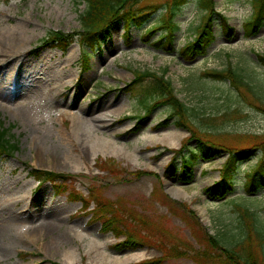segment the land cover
I'll return each instance as SVG.
<instances>
[{"label":"rangeland","instance_id":"obj_1","mask_svg":"<svg viewBox=\"0 0 264 264\" xmlns=\"http://www.w3.org/2000/svg\"><path fill=\"white\" fill-rule=\"evenodd\" d=\"M171 1L132 3L126 19L93 46L77 35L67 50L49 46L36 53L50 30L82 31L80 15L86 5L74 0H0V120L5 127L15 126L12 133L19 146L0 165V228L12 225L21 240L8 254L0 241V264H65L63 259L66 264H140L164 256L156 241L190 254L164 257L162 264H203L191 257L203 250L199 226L218 237L226 232L230 236L239 225L235 203L248 205L264 220V187L245 190L247 174L264 160V147L240 164L236 190L220 200L204 189L219 180L227 153L210 161L199 158L190 183L166 173L172 150L186 142L189 149L196 148L192 128L197 136L229 148L255 146L264 137V63L256 55H264V25L246 36L251 0H213L234 28L233 36L223 33L216 15L215 41L206 55L188 62L179 50L195 37L206 13L200 0H186L178 7L173 51L153 46L161 30L149 39L146 34L160 23ZM9 43L13 48L4 47ZM84 52L90 58L88 70L82 69ZM228 63L244 77L240 87L226 77L206 75L215 70L225 75ZM135 69L158 74L166 69L175 96L189 111L186 126L179 125L176 116L170 118L172 108L167 105L144 115L140 93L124 89ZM101 157L115 159L116 171L100 170ZM26 164L73 177L57 191L49 181L39 184ZM89 190L92 202L85 211L74 192L89 196ZM181 202L196 211L197 218ZM111 206L119 213L113 214L123 230L119 236L106 231L98 218L111 216ZM133 216L143 217L153 228L154 241L135 250H117L115 244L131 231L126 219ZM205 264H219L218 254Z\"/></svg>","mask_w":264,"mask_h":264},{"label":"trees","instance_id":"obj_2","mask_svg":"<svg viewBox=\"0 0 264 264\" xmlns=\"http://www.w3.org/2000/svg\"><path fill=\"white\" fill-rule=\"evenodd\" d=\"M77 4H85L86 8L80 15L82 31L80 32H64L62 30H50L45 38L40 41L36 47L35 52L39 53L42 49L48 46H55L62 50L67 48L75 41V37L79 35L86 45H94L101 35L109 31L117 20L126 18L124 12L132 3L138 0H74ZM186 0H172L168 4L166 13L161 17L160 23L151 27L147 31L148 39L155 30H161V38L152 42L156 48H163L168 51H173V43L175 32L179 29V24L175 21L178 7ZM253 4V13L245 22L246 35H255L264 25V0H251ZM200 5L206 11L200 24L196 27L195 37L180 49V54L185 60H194L198 56L205 55L208 47L215 40L213 26L215 15L221 19V25L224 33L228 37L233 35L234 29L228 25V19L215 10L213 0H201ZM145 17L138 18V23ZM258 58L264 63V55L257 54ZM83 69L88 70L90 67V58L88 53H83ZM222 71L215 70L213 73L208 72L206 75L218 79L219 77H226L235 83L238 87L244 83V77L236 72L228 63L227 72L224 75ZM134 79L127 84L125 90L138 91L140 93V103L145 106V114H150L155 108L161 105H167L172 108L171 117H177V123L181 126H186L185 118L188 114V109L183 101L175 96L172 82L166 77V69L161 74L150 70H133ZM147 81L146 86L142 84ZM142 86V87H141ZM169 118L166 120L168 121ZM165 123V122H164ZM13 125L5 127L0 120V163L3 158L10 156L19 149L18 143L14 134L11 132ZM192 128V127H191ZM192 138H197V146L195 149H189L188 143H184L180 149L172 150L174 153L169 162L166 173L170 175H178L179 180L184 183H189L194 177V167L199 158L212 160L220 156L222 153H227L228 157L220 169V178L218 181L205 188L206 193L210 197L222 199L225 196L233 193L236 190V176L240 164L247 161L256 154L258 148L264 147V137L259 139V143L255 146H248L245 148H234L225 145H220L209 139H203L202 136H197V131L192 128ZM100 169L116 171L119 165L115 159H98ZM31 175L39 180L41 183L51 181L57 190L63 186L58 184L56 180L62 178L65 182L68 177L72 175L65 173H57L54 171L43 169H32ZM145 172H141L139 175ZM159 176L157 173H155ZM56 182V183H55ZM264 187V160L260 158L258 162L251 168L247 174L245 182L246 192H257ZM90 190V194H91ZM167 195V194H166ZM84 208L90 206L88 199H83ZM186 211L197 218L196 211H194L187 203L181 204ZM236 211L238 212L239 225L237 231L228 236L224 233L223 237H218L209 233L204 227L199 226L202 231V237L199 241L203 244V250L191 255V257L202 261L203 264L213 260L218 254L219 264H264V220H261L258 213L246 204L235 203ZM111 216L103 220L105 230L113 231L116 236L120 235L123 230L120 227L118 220L113 214H119L115 206L110 207ZM141 217V216H140ZM133 216L132 219H126L127 236L115 244L117 250L130 249L134 250L142 247L145 244L153 243L152 236L154 234L153 228L146 224L143 217ZM140 218V219H139ZM123 221V220H122ZM145 221V222H144ZM123 223V222H122ZM142 223L145 226L140 225ZM137 224V226L135 225ZM141 227H144L142 230ZM124 228V226H123ZM154 241V240H153ZM160 249L163 250L164 256L159 258L148 259L142 261L140 264H162L164 257L175 258L176 256H190L189 251L182 250L177 246L166 244L162 241H156Z\"/></svg>","mask_w":264,"mask_h":264},{"label":"bare ground","instance_id":"obj_3","mask_svg":"<svg viewBox=\"0 0 264 264\" xmlns=\"http://www.w3.org/2000/svg\"><path fill=\"white\" fill-rule=\"evenodd\" d=\"M13 46H14L13 43H9V44H6L4 47L13 48ZM3 52H4V50H3ZM172 190L178 194H181V191L179 189H177L176 187H172ZM4 226L0 228V241L5 245V247H6L5 252H6V254H8L13 250L15 245H17L18 243L21 242V240H20V233H18V229L13 230L12 228H14V227L11 228L12 225H9L7 227H4ZM62 252L64 253L65 251L62 250ZM71 253H72V251H71ZM65 256L67 257V254ZM63 262L66 264V263H68V260L63 259Z\"/></svg>","mask_w":264,"mask_h":264}]
</instances>
